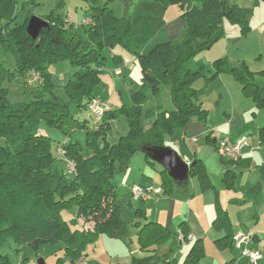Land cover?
Segmentation results:
<instances>
[{"label":"trees","instance_id":"1","mask_svg":"<svg viewBox=\"0 0 264 264\" xmlns=\"http://www.w3.org/2000/svg\"><path fill=\"white\" fill-rule=\"evenodd\" d=\"M89 3V17L82 22L87 40L54 14L42 17L46 25L33 39L26 31L30 17L16 22V0H0V49L10 52L15 60L13 69L0 61V242L6 237L24 244L60 241L65 256L73 262L79 261L85 246L98 236L112 237L126 228L112 181L114 162L126 165L147 143L164 145V136L183 128L192 116L203 120L207 109L200 95L204 87L196 88V79H204L206 85L220 73H229L257 106H264V76L262 80L256 78L244 63L233 65L218 59L206 64L196 59L193 66L186 64L223 36L224 19L236 24L241 33L248 32L251 11L237 0H140L129 15L122 17L116 16L106 2ZM171 5L181 7L186 22L179 40L163 36L166 10ZM115 46L135 57L141 69V89L120 108L127 118L128 133L118 143L109 144L106 133L116 111L109 107L93 129H88V121L78 123L68 107L74 103L88 109L90 100L96 98L91 93L92 86L104 71L103 50ZM114 58L122 61L121 54H114ZM61 59H67L72 69V77L65 84L67 100L45 95L52 89L47 68ZM32 71L39 75L37 80H30ZM261 72L264 74V70ZM15 73L25 76V86L40 88L39 92L27 101L11 103L4 82ZM162 86L169 88L171 107L156 103L144 109L148 93L158 97ZM42 123L65 133V139L56 146L62 167L53 154L55 142L41 128ZM81 126L87 130L85 148L70 138L72 129ZM258 134L264 143V126ZM209 142L217 148L216 138ZM144 157L149 164L154 163L146 154ZM202 163L194 159L189 174L203 188L213 187ZM160 173L162 190L167 193L171 180L163 169ZM70 205L82 219V226L76 229L60 217L61 210ZM134 214L138 245L145 252L151 250L149 259L162 255L161 246L172 238L180 244L187 240L181 242L178 230L172 233L158 221L150 220L143 209H135ZM214 223L229 234L227 240L217 239L218 245L228 243L231 247L234 232L226 212L218 214ZM178 229L184 237L190 234L185 220ZM172 243L173 240L166 250L173 248ZM202 257V242L195 239L181 263L174 256L164 264H203ZM0 264L11 262L0 255Z\"/></svg>","mask_w":264,"mask_h":264},{"label":"rangeland","instance_id":"2","mask_svg":"<svg viewBox=\"0 0 264 264\" xmlns=\"http://www.w3.org/2000/svg\"><path fill=\"white\" fill-rule=\"evenodd\" d=\"M138 1L140 0H98L99 3L106 2V4L112 8L114 14L118 17L129 15ZM89 2L90 0H16V22L21 23L27 17L42 19V17H46L49 14L58 15L67 22V25L72 31L78 33V36L81 39L87 40L82 22L86 21L89 17ZM237 2L240 6L248 7L251 11L248 21V32L241 33L236 24L224 19L223 36L211 47L200 52L194 59H191L186 64L193 66L196 59H203V61H206L207 58L204 57V55L210 56L211 58V60L204 62L206 64L218 59H220V61L226 60L228 63L233 65L244 63L248 69L255 72L254 75L256 78L262 80L264 76L261 72L264 70V1L237 0ZM171 6L174 7L167 8L165 20L167 22V26L173 29V34L170 35H173L172 37H174V40H179L185 33L186 25L178 34H176L178 30L174 27L175 19L176 17H179L178 19L180 21L183 17L182 13L179 12L181 7L178 5ZM163 36L166 38L169 37L165 27ZM103 53L106 56L104 71L101 72L99 80L93 84L91 93L96 98L108 102L110 109L116 111V115L110 120V128L107 132L108 134L106 133L107 142L109 144H115L119 142L121 136L128 133L127 118L125 113L122 112L120 108L123 104L131 102L132 93L141 89V69L135 57L129 51L124 50L120 46H115L114 48L106 47L104 48ZM114 54H121L122 61L120 63L114 58ZM0 61L4 66L11 69L15 66L13 55L3 48L0 49ZM47 69L50 72L52 89L51 92H45V95H53L67 100L68 98L65 91V84L69 78L72 77V69L69 61L67 59L58 60L57 62L50 64ZM221 74H224L226 78H230V76L234 78L229 73H220L219 75ZM216 79L212 81L218 83L220 88H206L208 85L206 84L200 95V101L201 103L203 101L205 104L210 106V118L215 114L219 116L218 120L221 119V116L226 123V119L230 120L231 116L225 113L224 107L229 106V109L233 108V110L235 107L232 105L231 92H229L225 86L227 79H219L218 81H216ZM199 80L204 81V79L201 78ZM24 82L25 76L18 73H15L4 82V86L8 88V100L11 103L27 101L39 92L40 88L25 86ZM211 86H215V84ZM240 90L243 95V97H241L243 102L248 104V101L250 100L248 95L244 93L241 88ZM158 102H161L166 106L171 105L167 89L163 90V94L160 99L152 97L148 93L147 99L143 104V108L145 109L146 107L153 106ZM242 107H244V104L236 105L233 125L234 128L239 127L240 129H247L250 120L254 118V114L249 110L244 115L241 112ZM68 110L69 114L78 123H81L84 119H86L89 123L88 129H93L92 127L94 126L93 122L95 116L90 109L79 108L74 103H69ZM229 111L233 114L231 110ZM260 120H263V113L260 116ZM41 128L54 140L55 147L53 154L58 160L57 165L62 167L63 164L60 161L61 154L58 152L56 146L65 139V133L60 129L50 128L45 123L41 124ZM65 129L67 130L68 127ZM86 131L85 126L75 127L71 131L70 138L72 140H77L79 145L82 148H85ZM247 136H249V134L246 135V138ZM181 139L182 131L180 130L177 139H172V141H170V139L167 143L173 146L176 140ZM209 145L212 147L205 149L201 148L202 146ZM209 145H206L202 141L198 142L197 140V142H194L192 146H189L188 144L181 146L177 145L176 149H174L178 152L188 148L191 149V151H199L197 153H201L203 158L202 166H204L205 172L207 173L213 187L203 188L198 179L193 176L189 177L188 183L185 187H173L171 185L174 188L172 194L169 195L168 192H165L164 196L182 200L179 196L174 195L177 192H180L182 188H187L188 195L186 196V199H189L190 201L195 197V200L190 203L191 208L194 209L196 215H198L203 222H207H205L207 225L213 222V219L216 217V213L213 215L212 210H216L217 205L220 202L221 206H224L227 210L229 219H231L230 222L232 232L242 231V225L243 229L250 230L252 234L255 232L257 235L263 237V246H261V250L262 255L264 256V224L262 223L259 226V231L251 227L253 222L251 226H246V223L249 220H254L252 215L254 210L253 206H255L256 201H259L263 190L262 184H264V168L262 167V161H264V159L262 160L259 153L255 157L248 156L246 162L241 164V167H239L240 164L237 161L225 160V158L223 159L220 151L217 148H214L212 143H209ZM260 145H263L264 147V143H260ZM199 148L200 150H198ZM252 151L259 152L257 149H253ZM187 155H189V150ZM146 163L149 164L147 161ZM114 164L115 167L112 181L115 186V192L118 194L117 201L120 204L118 202L117 203L120 205L122 216L127 223L126 228L120 230L123 236H98L93 243L85 246L82 253L83 256L79 259V261L74 262L71 261L69 257L65 256L62 243L60 241H40L35 244H24L16 241L12 237H6L0 242V255L7 256L11 264H106L109 256L115 259L118 258L120 264H132V255L140 258L145 256L146 261H149L147 254H151V250H146L145 252L140 249L138 245L137 233L134 231V229H136V224L134 222V209L139 204H136L135 206L133 203L134 201H129V198L126 197L123 199V194L126 193L128 186L138 183V179L141 175H143V165L145 164L144 153L141 150L135 152L130 157L126 165L118 164L117 161H115ZM160 167L161 166L158 163L149 164L147 170L150 169L151 173L145 177H150V181L152 179H158L159 181L157 184L161 186L162 179L159 178ZM259 184L262 186H258ZM152 185L157 187L155 183ZM193 187H195V193L193 191ZM119 194H121V196ZM190 194H193V196L188 197ZM155 196L158 195H152L148 198H154ZM132 199H138L140 207L143 209H145L144 206L149 203L147 201V203L141 201L146 200L142 198L132 197ZM125 200L127 201L125 202ZM141 203H143V206H141ZM162 205L163 207L165 206L164 203ZM60 217L69 222L72 229L82 226V219L77 218L76 208L74 205H70V207L62 209ZM211 228L212 227H210L209 230H212L216 237L213 238L214 234L208 232L207 230L205 237L201 240L203 245V264H250L249 258L242 255L240 250L235 246L234 240L231 247L228 243L226 245H218L216 241L217 238L227 240L225 237L229 236V234L226 235V233L223 232L225 229L218 232L217 230ZM176 229L174 231H177ZM254 236L255 234L253 235V238ZM172 240L173 239L169 240L167 244L171 245ZM254 241H256L258 243L257 245L260 247L261 239ZM180 247V243L175 241L173 253L174 255L177 254V263H181L186 254H184L185 249L180 251ZM257 262L255 263L264 264V262Z\"/></svg>","mask_w":264,"mask_h":264},{"label":"crops","instance_id":"3","mask_svg":"<svg viewBox=\"0 0 264 264\" xmlns=\"http://www.w3.org/2000/svg\"><path fill=\"white\" fill-rule=\"evenodd\" d=\"M169 7H174V6H169ZM179 12L182 13V10L180 9ZM178 18L179 17H176L175 24H174V27L178 30V32L176 34H178L186 25L184 18H182V20H180V21ZM165 23L166 24L164 27H165L166 31L168 32V36H169L168 39L174 40V37H172L173 35H170V34H173V29L169 28L167 26V22H165ZM204 57L207 58L206 61L211 60L210 56L204 55ZM201 61L206 62V61H203V59ZM221 75H223V76H221ZM221 75H219V77L216 79V81H218L219 79H225V80L227 79L225 82V86L227 87L228 91L231 92L233 107H235V109H236V105L244 104V107H242L241 112L245 115L250 110L251 112H253L254 118L252 120H250L247 129H240L239 127L234 128L233 119H234L235 112H236L235 109L234 110H233V108L229 109V106L224 107L225 113L231 116L230 117L231 119L230 120L226 119V123H225V120L221 116H220V118H221L220 120H218L219 116H217L215 114L210 118V111H209L210 106L205 104L202 101L203 106L207 109L206 115L203 118V120H198L194 116L190 117L188 123L183 128L175 129L173 131L172 135H165L164 136V145H162L164 147H168V148L176 151L177 154L180 156V158L184 162L188 163L189 165H191L193 163L194 159H200L203 162V158L201 156V153H197L199 151H196V152L194 150L191 151V149H189V148L183 149L180 152H178L177 150H175L177 145L181 146V145L188 144L189 146H192L194 142H197V140H198V142L202 141L206 145H209V143H210L209 140L211 138H214V139L216 138V140H218L224 136L236 138L240 135H247V134H249V136H247V144L243 148V151H242L240 157L236 160H234V159H227V160L237 161L240 164L239 167H241V164H244L246 162L248 156L255 157L259 153L261 155L262 160L264 159V147H263V145L262 146L260 145L261 142H260V139L258 137L259 136V134H258L259 129L264 126V106H257L249 96L248 97L250 99L249 100L250 102L248 101V104L243 102V100L241 98V97H243V95H242L241 90H240V88H241L240 83L238 81H236V79L232 78L231 76H230V78H226L224 76V74H221ZM199 79L200 78H198L194 81L195 86H196V88H203L205 86L204 81L199 80ZM214 84H215V86H211ZM207 87H211L213 89L220 88L219 84L214 82V81L208 83L206 88ZM164 89H167V92L169 93V88H167L166 86H162L161 91H160V95L157 97V99L161 98ZM221 95H222V92H221ZM158 103L162 104L164 106V108H170L171 107V105L166 106L161 102H158ZM229 110H231L233 114H231V112ZM262 113H263V120H260V116ZM180 130L182 131V139L176 140L173 146L168 144L167 141H169L170 139H171L170 141H172V139H177V136L179 135ZM245 132H247V133H245ZM256 132H257V136H256ZM208 135H209V137H208ZM181 142H184V143H181ZM211 147L212 146L209 145V146H202L201 148L205 149V148H211ZM213 147L216 148L214 145H213ZM192 148H194V147H192ZM250 148H251V151H250ZM253 149H257L259 152L252 151ZM188 150H189V155H187ZM198 150H200V148ZM144 159H145V157H144ZM154 163H157V162H154ZM143 166H144L143 175H141L140 178L138 179V184L152 185L153 183H155L157 187L162 186L161 188L163 189V185L160 186L159 184H157V182L159 181L158 179H152L150 181L149 180L150 177L149 178L145 177L146 175H149L151 173L150 169L147 170V167L149 166V164L146 163V159H145V164ZM160 166L161 167H160L159 173L161 172V169H163L166 172V170L162 167V165H160ZM262 167L264 168V161H262ZM166 174H167V172H166ZM167 176H168V174H167ZM157 177H159V176H157ZM189 177H193V176L188 173V179H189ZM159 178H161L163 181V176L161 173H160ZM169 179L171 180V183H169V182L167 183V184H169V187H168L169 195L172 194V192L174 190V188H173L174 186L185 187L188 183V179H187V182L185 184L178 185V184L174 183L170 177H169ZM262 185H263V188H262L263 190L261 192V197H260L259 201H256L255 206H253L254 210L252 212V215H253L254 220H252V221L249 220L246 223V226L247 225L251 226V224L253 222L251 227L257 231H259V226L262 223L264 224V184H262ZM262 185L259 184L258 186H262ZM193 191L195 193V187H193ZM115 194H116V201H117L118 194L117 193H115ZM119 195L121 196V194H119ZM164 195H165V193H163L162 195L155 196L154 198L152 197L150 199L148 198L146 200H141L144 202H146V201L149 202V203L146 202L148 205L144 206L146 209L145 210L142 207H140V202L138 201V199L130 198V185H129L127 190H126V193L123 194V199H125L127 197V198H129L128 199L129 201H134L133 203L135 206H136V204H139L135 209H141L142 208L150 220L158 221L159 223L163 224L172 233H175L176 231H174V230L176 228H177L176 230H178L180 222L182 220H185L187 230L191 234V239H188L184 243L180 244L181 245L180 251H183L185 249L184 254L187 253V250H188L190 244L195 239H199L201 241L202 238L205 237V233L207 232V230H208V232L214 234V232L212 230H209L210 227H212L211 229H215L218 232H220L224 229V227H221L218 224L214 223L215 218L213 219V222H211L210 224L207 225L206 221L203 222L202 219L198 215H196V212H194V209H192L191 205H190V203L195 200V197L192 198L190 201H189V199H186V196L188 195L187 188H182L180 190V192H177L174 195V196H176V195L179 196L180 198H182V200H179V199H176L173 197L169 198V196L165 197ZM191 196H193V194H190L188 197H191ZM126 201L127 200H125V202ZM163 203L165 204L164 207L162 205ZM141 204H142L141 206H143V203H141ZM222 211L226 212V214H227V210L224 208V206H221V204L219 202L217 205V209L214 211L212 210V214L215 215V213H216V216H217ZM121 215H122V213H121ZM241 228H242L241 230L250 231L247 229H243L242 225H241ZM225 230H226V228H225ZM225 230H223L224 233L227 232V230H226V232H225ZM134 231H137V228L134 229ZM236 232H238V231H236ZM236 232H234V233H236ZM254 234H255V236L253 238L254 240L261 239L260 247L257 245L258 243L254 240H253L254 241L253 244L255 245V247H257L260 250V252L262 254L261 246H263V241H262L263 237L257 235V233H255V232H254ZM114 236L120 237V236H123V234H121V232L118 231ZM215 237L216 236L214 234L213 238H215ZM175 241H177V240L173 239V243H172L173 246H175ZM169 246L170 245L167 243L165 244V246H161V249H164V253L158 257H155L154 259H149V261H146L145 256L143 258H140L138 256L132 255V264H150V263L151 264H164V261H167V260L169 261L174 256L175 257L177 256V254L174 255L173 248L170 251L166 250V248ZM107 259H108V261L106 262V264H120V261H118V258L115 259V258L109 256V258H107ZM176 259H177V257H176ZM232 260H234V259H232ZM257 261L258 262L259 261L264 262V256L262 255L261 258L258 259ZM127 264H129V263H127Z\"/></svg>","mask_w":264,"mask_h":264},{"label":"built area","instance_id":"4","mask_svg":"<svg viewBox=\"0 0 264 264\" xmlns=\"http://www.w3.org/2000/svg\"><path fill=\"white\" fill-rule=\"evenodd\" d=\"M30 80H37L39 75L32 71L30 72ZM109 104L106 101L93 98L88 104V109H90L95 118L94 126L100 121L103 113L108 110ZM247 142L246 135H240L236 138H231L229 136H224L217 140V148L220 151V154L225 159H238L243 151ZM68 168L70 171H73L72 164L68 163ZM163 190L161 187H155L149 184H131L130 185V195L134 198L147 199L152 195H161ZM178 238L181 242H184L186 239H191V234H188L187 237L183 236L181 230L178 229ZM234 243L235 246L240 250V253L249 258V262L255 264V262L261 258L262 254L260 250L254 246L253 234L250 231H238L234 234Z\"/></svg>","mask_w":264,"mask_h":264},{"label":"water","instance_id":"5","mask_svg":"<svg viewBox=\"0 0 264 264\" xmlns=\"http://www.w3.org/2000/svg\"><path fill=\"white\" fill-rule=\"evenodd\" d=\"M44 25H46V22L43 19L30 17L26 25V31L35 39ZM141 151L151 161L162 165L174 183L181 185L187 182L190 165L184 162L176 151L150 143L143 145Z\"/></svg>","mask_w":264,"mask_h":264}]
</instances>
